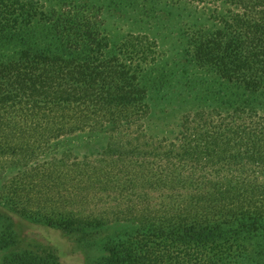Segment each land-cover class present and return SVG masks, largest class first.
<instances>
[{
    "label": "trees",
    "instance_id": "obj_1",
    "mask_svg": "<svg viewBox=\"0 0 264 264\" xmlns=\"http://www.w3.org/2000/svg\"><path fill=\"white\" fill-rule=\"evenodd\" d=\"M182 1L213 7L191 54L228 87L183 113L171 139L147 126L148 36L113 44L90 9L0 0V179L49 226H131L103 264H242L244 239L264 237V0ZM35 21L38 36L22 32ZM83 133L107 135L100 160L56 157Z\"/></svg>",
    "mask_w": 264,
    "mask_h": 264
},
{
    "label": "rangeland",
    "instance_id": "obj_2",
    "mask_svg": "<svg viewBox=\"0 0 264 264\" xmlns=\"http://www.w3.org/2000/svg\"><path fill=\"white\" fill-rule=\"evenodd\" d=\"M47 12L74 5L91 10L100 18L102 30L113 44L131 34L146 35L157 45V57L145 67L151 116L147 120L153 137L174 138L183 113L217 106L227 90L211 71L199 68L191 54L190 35L200 27H211L213 7L182 0H20ZM41 25L34 22L22 30L38 36ZM19 49H3L12 54ZM231 88V87H230ZM235 90L234 88H232ZM108 137L83 133L59 140L54 146L57 158L69 155L70 161L93 163L101 159ZM0 179V264H103L108 242L130 231L126 223L66 231L49 226L30 214L17 210L18 202ZM23 207V206H22ZM248 248L242 264H264V237H247ZM31 259V260H30Z\"/></svg>",
    "mask_w": 264,
    "mask_h": 264
}]
</instances>
